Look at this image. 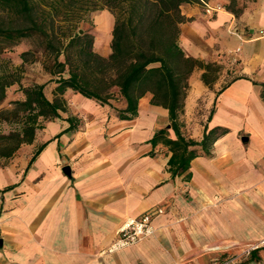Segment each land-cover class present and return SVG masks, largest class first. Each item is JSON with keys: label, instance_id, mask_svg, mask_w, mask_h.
I'll return each mask as SVG.
<instances>
[{"label": "crops", "instance_id": "crops-1", "mask_svg": "<svg viewBox=\"0 0 264 264\" xmlns=\"http://www.w3.org/2000/svg\"><path fill=\"white\" fill-rule=\"evenodd\" d=\"M229 1L207 0L220 7L212 14L200 2L180 5L179 44L218 65L208 82L204 67L192 69L179 115L195 139L218 127L209 153L172 174L170 150L149 141L162 127L175 136L151 92L120 118L122 96L109 105L67 88L60 116L0 156V264H212L206 244L264 236V0H236L238 13ZM106 42L95 36L92 47L107 56ZM156 207L152 234L110 249L127 216ZM237 264H264V245Z\"/></svg>", "mask_w": 264, "mask_h": 264}, {"label": "trees", "instance_id": "trees-1", "mask_svg": "<svg viewBox=\"0 0 264 264\" xmlns=\"http://www.w3.org/2000/svg\"><path fill=\"white\" fill-rule=\"evenodd\" d=\"M194 1L203 5L207 0H0V11L9 18L0 24V53L23 38L33 37L44 52L51 54L48 67L58 75L54 78L52 99L44 93V82L20 84L24 98L14 103L15 113L22 111V116L15 128L0 133V156H9L20 144L31 142L35 130L41 127L39 117L49 120L60 116L59 111L66 109L63 93L67 88L109 105V99L119 94L125 100L124 107H115L120 118L134 117L138 99L151 92V102L167 108L175 136H168L167 128L162 127L154 131L149 141L152 146L161 142L170 150L167 163L172 174L186 170L190 160L202 151L209 153L220 133L218 127L195 139L180 130L179 120L192 69L204 67L202 79L208 82L218 67L215 62L186 54L179 44V23L184 20L180 5ZM80 7L107 8L113 14L111 51L107 56L93 49L92 35L69 31L68 24L74 21ZM226 7L234 13L242 9L236 0H230ZM59 14L67 28L59 26L55 30V17ZM25 54L26 51L21 52L22 57ZM9 75L0 72V101L9 85L20 83L19 76ZM73 119L66 117L69 125L65 129L75 127Z\"/></svg>", "mask_w": 264, "mask_h": 264}, {"label": "rangeland", "instance_id": "rangeland-1", "mask_svg": "<svg viewBox=\"0 0 264 264\" xmlns=\"http://www.w3.org/2000/svg\"><path fill=\"white\" fill-rule=\"evenodd\" d=\"M82 8L80 7V9L76 10L75 17L72 18L74 21L68 24L69 31L86 32L92 35V39L96 36L100 40L99 46L104 47L107 43L106 41L110 45L114 21L113 14L107 8H94L92 10ZM55 18V30H59V26H62L60 29L67 28V24L59 20L60 14ZM7 21H9L8 15L0 11V24H4ZM23 51H26L25 57L21 55ZM62 58V56H59V59ZM51 63V54L44 52L43 48L37 45V41L33 37L23 38L13 45L11 49L0 53V72H6L8 75L10 74V77L19 76L20 78V83L14 82L6 88L5 97L0 101V133H7L12 128H15L19 118L22 116V111H19L18 114L15 113L17 106L14 103V100L24 98L20 84L30 85L44 82L45 95L51 99L54 97L53 91L56 85L54 78L58 75L50 72L51 68L48 65ZM118 96L120 95L116 94L113 97L115 103L118 102ZM197 106L196 111L198 110V112L195 111L196 114L200 113L199 104ZM45 121L46 119L39 117L38 122L41 127L35 130V134L40 136ZM40 140L37 139V142H40Z\"/></svg>", "mask_w": 264, "mask_h": 264}, {"label": "built area", "instance_id": "built-area-1", "mask_svg": "<svg viewBox=\"0 0 264 264\" xmlns=\"http://www.w3.org/2000/svg\"><path fill=\"white\" fill-rule=\"evenodd\" d=\"M203 7L204 12L210 14L220 8L219 6L209 4L207 1H203ZM162 211V207H156L144 212L140 216H127L117 228L116 238L112 242L110 249L133 244L145 236L152 234L154 227L151 223V217L154 213H160ZM263 245L264 236L244 242H212L206 244L202 251L212 255V264H237L246 259L253 250ZM182 264H191V260L187 259Z\"/></svg>", "mask_w": 264, "mask_h": 264}, {"label": "water", "instance_id": "water-1", "mask_svg": "<svg viewBox=\"0 0 264 264\" xmlns=\"http://www.w3.org/2000/svg\"><path fill=\"white\" fill-rule=\"evenodd\" d=\"M63 170H64L65 172L68 173V172H69V171H68V166L65 165V166L63 167Z\"/></svg>", "mask_w": 264, "mask_h": 264}]
</instances>
